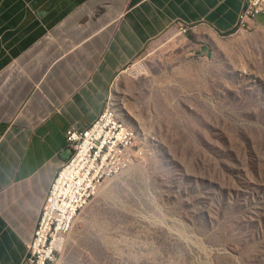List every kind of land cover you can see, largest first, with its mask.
I'll list each match as a JSON object with an SVG mask.
<instances>
[{
	"label": "rangeland",
	"instance_id": "1",
	"mask_svg": "<svg viewBox=\"0 0 264 264\" xmlns=\"http://www.w3.org/2000/svg\"><path fill=\"white\" fill-rule=\"evenodd\" d=\"M173 31L107 103L142 161L77 213L55 264H264V24L202 55Z\"/></svg>",
	"mask_w": 264,
	"mask_h": 264
},
{
	"label": "crops",
	"instance_id": "2",
	"mask_svg": "<svg viewBox=\"0 0 264 264\" xmlns=\"http://www.w3.org/2000/svg\"><path fill=\"white\" fill-rule=\"evenodd\" d=\"M243 2L0 0V264L26 255L71 155L66 131L87 128L129 90L124 75L152 42L178 29L202 55L236 31ZM263 24L257 16L254 27Z\"/></svg>",
	"mask_w": 264,
	"mask_h": 264
},
{
	"label": "built area",
	"instance_id": "3",
	"mask_svg": "<svg viewBox=\"0 0 264 264\" xmlns=\"http://www.w3.org/2000/svg\"><path fill=\"white\" fill-rule=\"evenodd\" d=\"M259 15H264V0H244L236 32L254 28ZM65 141L71 155L51 183L21 264H55L77 213L108 181L138 165L145 154L143 139L113 124L106 108L87 128L70 127Z\"/></svg>",
	"mask_w": 264,
	"mask_h": 264
},
{
	"label": "bare ground",
	"instance_id": "4",
	"mask_svg": "<svg viewBox=\"0 0 264 264\" xmlns=\"http://www.w3.org/2000/svg\"><path fill=\"white\" fill-rule=\"evenodd\" d=\"M106 114L107 116L110 118V120L112 121L113 124H119L120 126H124V128L126 130H129L130 133L134 136V137H138L137 136V132L135 131V129H133L132 127H130L129 125H127L124 121H122L116 114L115 112L113 111L112 108L108 106H106ZM125 171H128V170H125ZM124 172V171H123ZM103 188V187H102ZM100 189L95 195H103V193L105 192L104 188L103 189ZM74 221V220H73Z\"/></svg>",
	"mask_w": 264,
	"mask_h": 264
}]
</instances>
